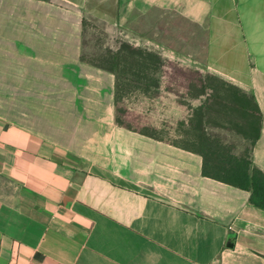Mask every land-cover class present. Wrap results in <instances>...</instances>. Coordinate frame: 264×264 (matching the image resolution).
<instances>
[{
	"label": "crops",
	"instance_id": "obj_1",
	"mask_svg": "<svg viewBox=\"0 0 264 264\" xmlns=\"http://www.w3.org/2000/svg\"><path fill=\"white\" fill-rule=\"evenodd\" d=\"M86 20L253 96L264 172V0H0V264H264L249 191L116 123Z\"/></svg>",
	"mask_w": 264,
	"mask_h": 264
},
{
	"label": "rangeland",
	"instance_id": "obj_2",
	"mask_svg": "<svg viewBox=\"0 0 264 264\" xmlns=\"http://www.w3.org/2000/svg\"><path fill=\"white\" fill-rule=\"evenodd\" d=\"M84 30L83 55L90 61L102 57L119 73L117 103L122 109L117 118L121 123L187 148L207 150L218 142L236 155L249 154L246 118L235 106L231 108L242 92L233 82L170 53L147 50L93 20H86ZM128 46L141 51V56ZM122 47L121 53H106ZM169 85L177 93H166L164 87ZM204 87H209L210 94L201 93Z\"/></svg>",
	"mask_w": 264,
	"mask_h": 264
},
{
	"label": "trees",
	"instance_id": "obj_3",
	"mask_svg": "<svg viewBox=\"0 0 264 264\" xmlns=\"http://www.w3.org/2000/svg\"><path fill=\"white\" fill-rule=\"evenodd\" d=\"M85 23L86 21L83 22V27H85ZM128 47L129 49L132 48V50L136 52L139 51L138 49L133 48L131 46H128ZM123 48L124 47L119 48L115 52L108 51L106 53H109L110 55L114 53H121V50ZM140 52L141 51H139V53H136V54L138 56H141ZM114 55L110 59H113ZM81 59L93 65H96L106 70L114 72L117 77V86H118L119 73L111 65H108L109 64L108 60L102 57L101 58L97 57L94 60L90 61L83 55V53H81ZM208 88L209 87H204L201 93L210 94L208 93ZM164 89L166 93H171V92H173L174 94L177 93L176 89H173L172 87H170V85L169 87L168 86L164 87ZM233 89L236 91V93L234 92V96H236L237 88L233 87ZM239 97L240 98H238L239 99L238 102L236 101V103H234L235 101H233L231 108H234L235 106V108L240 110L243 113L244 117L246 118L244 121L245 129L248 130V133H249L248 138L250 139V142H251L250 143L251 144L250 150H251V147L254 145L255 141L257 140L260 130L263 126V116L259 112V109L257 107V104L254 101L253 96L248 95L242 91ZM117 102H118V99H117V89H116V109H117V114H118V112L122 109V107L119 106ZM187 107L190 108L189 106ZM116 123L125 128L132 129L142 134L149 135L153 138L164 140L160 137L153 136L149 134L148 132L143 131L140 128L132 127V126H129L128 124L121 123L118 120V118L116 119ZM164 141H167V140H164ZM169 143L178 145L173 142H169ZM183 148L194 150L201 155L202 157L201 172L203 176L210 177L212 179L221 181L223 183L249 191L250 193L249 202L253 204L254 206H257L264 210V172L254 166L251 160L250 150H249V154L246 156L236 155L228 151L226 148L220 146L218 142H214V146L212 148H208L207 150L192 149V148H187V147H183Z\"/></svg>",
	"mask_w": 264,
	"mask_h": 264
},
{
	"label": "water",
	"instance_id": "obj_4",
	"mask_svg": "<svg viewBox=\"0 0 264 264\" xmlns=\"http://www.w3.org/2000/svg\"><path fill=\"white\" fill-rule=\"evenodd\" d=\"M73 194H74V190L71 189V188H69L68 191H67V194H66V200H65V202L69 201L70 198L73 196Z\"/></svg>",
	"mask_w": 264,
	"mask_h": 264
}]
</instances>
